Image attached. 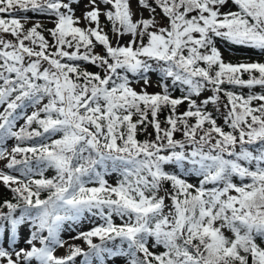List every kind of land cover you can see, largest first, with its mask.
I'll return each mask as SVG.
<instances>
[{"label":"snow or ice","instance_id":"obj_1","mask_svg":"<svg viewBox=\"0 0 264 264\" xmlns=\"http://www.w3.org/2000/svg\"><path fill=\"white\" fill-rule=\"evenodd\" d=\"M221 45L264 57V0H0V264H264V60Z\"/></svg>","mask_w":264,"mask_h":264},{"label":"rangeland","instance_id":"obj_2","mask_svg":"<svg viewBox=\"0 0 264 264\" xmlns=\"http://www.w3.org/2000/svg\"><path fill=\"white\" fill-rule=\"evenodd\" d=\"M77 15H79V11H77ZM145 15H147V13H145ZM41 19H44L45 20V24H47L49 27L52 26L51 24H49L47 22L46 18H41ZM125 39H127V37ZM99 50L100 49L98 48L97 51H99ZM221 51L223 53V56H224L225 60H230L233 56H237L238 58H240V56H245V55L248 56V55H250L248 51H245V50H243L241 48L229 47V46H226V45H221ZM151 78H152V87H150L148 89V91L149 92L158 91L159 89L156 87V80H157L156 74L152 73L151 74ZM133 83H134V86H137L135 81H133ZM137 90H139L138 86H137ZM9 144H11V141L9 142ZM4 163H5V161H0V168H3ZM108 179L110 180V182H113L115 180V177L114 176L108 177ZM7 193H8V190L5 189L3 187V185H0V195L5 196V195H7ZM88 227H89V225L87 223H84L83 225H81V229L82 230H87ZM75 234H76L75 232H67L66 231V232H64L62 234V237H63L64 240L68 241V243H77V244H81V246L86 247V245H83L82 241H79V240L73 241L71 239V237L74 236ZM66 251H67L66 248L58 249L56 254L57 255H63V254H65ZM117 264H121V262L117 261Z\"/></svg>","mask_w":264,"mask_h":264},{"label":"trees","instance_id":"obj_3","mask_svg":"<svg viewBox=\"0 0 264 264\" xmlns=\"http://www.w3.org/2000/svg\"><path fill=\"white\" fill-rule=\"evenodd\" d=\"M46 27H49L47 24H45ZM245 51H248L250 55H245V56H240V58H238L237 56H233L230 60L233 61V62H237V61H240V60H257V59H260V60H264V57L260 56L257 52H254V51H251V50H248V49H243ZM89 70L91 71H96L97 69H95L94 66H89ZM176 95H178L179 93H175ZM143 138V137H141ZM52 173H49V175H51ZM10 193L8 192L7 195H5V197H10Z\"/></svg>","mask_w":264,"mask_h":264}]
</instances>
